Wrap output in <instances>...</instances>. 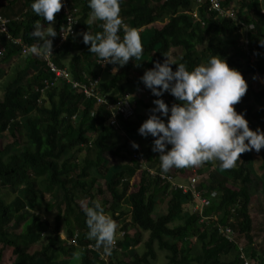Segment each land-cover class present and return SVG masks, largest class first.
<instances>
[{"label":"trees","instance_id":"obj_1","mask_svg":"<svg viewBox=\"0 0 264 264\" xmlns=\"http://www.w3.org/2000/svg\"><path fill=\"white\" fill-rule=\"evenodd\" d=\"M196 2L120 0V18L138 31L143 53L124 66L107 64L102 69L97 63L100 59L89 52L90 44H84L80 35L86 31L93 35L102 32L101 21L89 22L91 10L87 0H70L72 7L78 9L75 36L55 51L52 60L57 67L68 68L72 80L80 83H84V76L97 78L99 73L107 74L116 68L111 79L100 87L101 96L109 104L125 96V85L133 82L131 74L135 67L144 71L151 69L154 62L166 59L164 55L169 58L172 51L176 54L172 61L183 63L188 70L207 63L209 57L216 54L226 59L230 68L238 70L246 83L253 82L256 75L264 80V45L261 44L264 42V0L222 1L224 8L238 6V20L250 28L247 47L255 59L252 63L244 51L236 23L215 19L206 13L205 4L198 7ZM31 3L32 0H6V4H0V16L9 20L7 35L10 38L0 34V50L4 49L0 66L1 61L24 56L23 66L17 67L0 99V261L2 250L11 248L12 264H69L78 250L81 251L79 264H104L96 251L87 248L89 245L96 248V244L95 240L86 238L88 229L83 212L84 206H90L100 196L105 213L120 223L124 233L116 244L117 249L126 252L130 243H139L141 233L148 234L142 255L132 252L131 262L116 264H152L156 259L155 247L165 253L168 264H238L237 245L226 241L217 232L218 226L230 228L238 237H243L249 247L246 256L257 264H264V252L258 254L253 246L249 213L251 191L256 187L252 176L254 160L259 161L256 168L261 172V185L264 184V148L259 152L241 153L230 169L221 168L219 161L201 164L204 169L208 168L209 174L207 180L202 176L198 179L196 189L214 192L217 198L203 210L204 217L215 218V221L209 220V227L199 224L198 217L191 215L195 204L191 195L171 189L159 177V174L173 175L172 171L182 173L185 168H171L162 173L159 153L152 151L154 138L149 135L144 142L137 131L148 117L138 115L135 122L121 119V127L114 130L109 126L111 114L106 105L98 106L94 99H85L65 82H56L39 91L43 81L53 77L37 56L21 55V46L31 47L37 43L30 35L33 24L39 22L47 26L43 18L32 11ZM193 11L197 12L199 21L189 15ZM54 20L57 33L64 21L62 10L54 14ZM118 35L122 38L123 32ZM10 40H20L22 44L14 45ZM56 40L57 35L52 38V46ZM170 67L173 71L176 69L175 64ZM2 74L0 67V78ZM255 84L256 88L253 84L247 85L245 95L234 108L244 114L251 130L259 128L264 132V86ZM140 99L138 105L150 111ZM163 100L169 107L178 103L172 95ZM22 130L23 143L20 142ZM119 131L125 136L122 145L114 139ZM7 135L10 142L4 145L2 140ZM130 140L141 143L143 140L141 154L136 149L128 150ZM84 149L87 152L82 155ZM127 164L136 170L129 172V168L124 167ZM142 165L154 170L155 175L142 169ZM134 178L137 182L133 185ZM228 182L237 189L228 187ZM42 185L53 189V196L41 191ZM2 190L13 194L14 198L6 202L2 199ZM46 196H51L50 202L45 200ZM79 200L85 201V205L81 206ZM42 201H45L44 209L53 213L54 218L52 234H48L44 244L38 245L42 235L51 231L42 216L31 215L40 211L38 204ZM161 203L163 213L156 214ZM128 215L127 224L123 220ZM61 225L66 229L65 240L59 238ZM127 227L136 230L131 238L125 233ZM74 235L77 240L71 245ZM189 238H195L194 247L185 246ZM231 253L235 254L233 260L224 263L222 258Z\"/></svg>","mask_w":264,"mask_h":264},{"label":"clouds","instance_id":"obj_2","mask_svg":"<svg viewBox=\"0 0 264 264\" xmlns=\"http://www.w3.org/2000/svg\"><path fill=\"white\" fill-rule=\"evenodd\" d=\"M67 3L72 7L70 0ZM30 6L48 26L39 22L33 24L30 35L37 43L26 52L47 56L52 49L51 38L58 33L47 22L53 21L54 14L62 10V0H32ZM87 6L91 10L90 18L103 22L102 32L94 35L88 31L80 33L83 43L90 44L89 52L96 54L102 64L106 65L124 66L130 59H139L143 53L140 36L135 28L123 24L119 15L120 0H87ZM121 31L122 38L118 35ZM261 44L264 45V42ZM164 56L166 59L163 62H154L153 67L145 70L139 78L157 99L152 101L154 107L137 130L143 137L150 135L154 138L152 151L159 153L162 173H167L171 168L200 166L210 161H219L221 168L230 169L235 166L241 153L250 150L259 152L264 148V132L259 128L251 130L244 114L234 108L248 87L238 70L230 68L226 59L216 54L209 57L207 63L192 70ZM172 64L176 65L174 71L170 67ZM116 70L113 68L109 73ZM97 78L101 87L104 81L99 76ZM136 90L132 93L127 90V93L135 94ZM164 92L172 95L178 103L169 107L159 98ZM144 96H138L132 101L137 106L138 100ZM162 117H166V121ZM168 145L171 147L166 148ZM131 146L134 149L139 147L135 142ZM145 169L148 173H154L152 169ZM83 212L88 229L86 238L95 240L96 247H102L104 254L110 255L118 242L116 237L122 239L124 233L122 237L120 233L117 235V223L105 213L99 201L94 200L90 206H84ZM248 261L251 264L249 258Z\"/></svg>","mask_w":264,"mask_h":264},{"label":"rangeland","instance_id":"obj_3","mask_svg":"<svg viewBox=\"0 0 264 264\" xmlns=\"http://www.w3.org/2000/svg\"><path fill=\"white\" fill-rule=\"evenodd\" d=\"M0 4H6V0H0ZM236 9H240L238 6H236ZM264 10V9H263ZM94 21V19H91V21ZM52 27L56 28V22L55 20L49 22ZM163 24V22H161ZM158 26L160 24H157ZM48 26V25H47ZM45 26V27H47ZM151 29V27H147V30L149 31ZM52 39V38H51ZM176 57V54L174 53V51H172V54H170V57L169 59L172 61L174 58ZM24 59V56H18V57H13L12 59L8 60V61H5V62H2L1 61V69H2V76L0 78V99L3 95V92H4V88H5V85L7 84V82L11 79L12 75L14 74V72L17 71V67L18 66H23V60ZM2 60V59H0ZM69 61V59L65 60V62L67 63ZM68 69V68H67ZM115 72L112 71V73H107L109 74L110 76H108L106 73H99V77L101 76V79H102V82L103 81H106V80H110L111 77L113 76V74H115ZM144 73V70L138 68V67H135V69L133 70L132 74H131V78L133 80V82L131 81L130 84H127L125 85L126 86V89L128 90V92H134L137 88H141L144 90L145 92V98H141L142 101H146V106H148L150 109L154 107L152 101L154 99H157V97L153 96L151 93H149L150 91L147 90L143 83L141 82V80L139 79ZM255 83H258V86L259 87H263L264 86V80L262 78H256L254 79L253 82H249L247 83V85L249 84H253L255 85V88H256V84ZM149 91V92H148ZM171 95L167 92H164L163 95L159 98H165V99H169ZM256 109H258V106L256 107ZM150 114V111L148 109H145V108H142L140 106H138V103H137V106H136V114L134 116V118L131 120V122H135L137 121L136 120V116H144V117H147V114ZM158 115V113H157ZM23 136H21V143L25 142V138H24V131L22 130L21 131ZM143 137V136H141ZM115 141L117 142L118 145H122L125 143V136H124V133L119 131V132H116L115 134V137H114ZM144 142H145V137L143 138ZM143 140H142V143L141 142H138V141H134V140H130L128 141V150L130 152H132V150L134 148H132L131 146V143L132 142H135L139 147L136 148V150H139V153L141 154V150L144 149L142 146H144V143H143ZM8 142H10V138L8 137V135L2 140V144H7ZM170 145H168L167 147H169ZM87 152V149H84L83 152L81 153L82 155L85 154ZM123 154V153H122ZM82 155H78V158H81ZM123 156V155H121ZM110 160H111V157L109 156ZM118 162H120V159L118 160ZM257 164H259V161L257 160H254V168H253V172H252V176L255 177V181L254 183L256 184V187L253 186L252 188V191H251V197H250V205H249V213H250V218H251V221H252V236H253V244H256V249L258 252L260 251H263L264 250V184L261 185V181L263 182V179L259 178L260 175H261V172L258 171V169L256 168ZM124 167H128L129 169V172H133L135 171L136 169L134 167H132L131 164H127L125 165ZM187 170V175L186 176H189L191 175L192 172H195L196 175L198 176H202L204 177V180H207V176L209 174V170L208 168L207 169H204L203 165H200V166H193V167H188V168H185L184 171L182 173L180 172H175V171H172V176L173 178L174 177H177L178 175L180 174H183L185 171ZM131 184H136L137 182V178H134V180L132 179L131 180ZM227 186L230 187L231 189H237L236 186H234L233 184H231L230 182L227 183ZM41 191H45L46 193L47 192H50L49 194L51 196H53V189H46L43 185L41 186ZM51 196H46V199L45 200H49L51 198ZM14 198V195L9 193L8 191H4L2 190V199L5 200L6 202L10 201L11 199ZM52 199V198H51ZM103 199H106V198H103ZM99 202L102 201V198L99 196L98 199H97ZM51 200H49L48 202H50ZM45 202V201H44ZM43 201L41 203H39V209L40 211L39 212H36L37 214H33L32 212V217L33 216H42L43 219H45L51 226V231H49L48 233L42 235V238H41V241L38 245L40 244H44L46 242V238L48 237V234H52V229H53V218H54V214L53 213H48L45 209H44V206H45V203ZM78 203L81 205V206H84L85 205V201H81L79 200ZM163 204H165L164 202H162ZM160 204V206L157 208L156 210V214H160V213H163V210H164V206L163 204ZM191 215L194 217L195 214L193 212V210H191ZM195 218V217H194ZM130 220V215H128L123 221H125L126 223L129 222ZM120 223H117V225H119ZM128 224V223H127ZM204 226L206 227H209V223L207 224H203ZM17 231V230H16ZM54 233V232H53ZM118 233H122L121 231V225H119L117 227V235ZM126 235L128 234L129 237L131 238L135 233H136V230L132 227H127L126 229ZM59 234V238L60 240H65V237H66V229L63 228V226L61 225V230L60 232L58 233ZM263 235V236H262ZM141 238H140V241L137 245H133L132 243L129 244L130 247H128V251L124 252L123 250H119V249H112L111 251V254L110 255H106L104 254L103 252V248L102 247H96L95 248V251L98 253V255L100 256V259L101 261L104 263V264H116L117 262H131L132 261V252H136L138 254V256L142 255L144 252H145V247H144V243L146 242L147 238H148V234L147 233H141ZM262 236L263 240H258V238ZM116 241H121L120 237H116ZM133 239L130 240V242H132ZM261 241V242H259ZM195 238H189L187 240H185V246L186 245H190L191 247H194V244H195ZM246 240L243 238V237H238V235L236 234V245L239 249H242L243 250V253L245 252L246 255H248V251H249V247H247V244H246ZM255 247V246H254ZM1 249V247H0ZM155 253H156V259L154 260V262H152V264H168L166 259H165V253L162 252V251H158L157 248L155 247ZM194 251H196L197 253L199 252V250L196 248H194ZM264 252V251H263ZM80 253L81 251H77V253L75 254V257L70 260V263L69 264H79V261H80ZM240 254L242 255V253H238L237 252V256H238V264H241V260H240ZM1 261H0V264H12L13 262V259H14V256L12 254V250L11 248H5L2 250V254H1ZM235 257V254H228V256L226 257H223L222 258V261L224 263L226 262H229V261H232L233 258ZM248 257V256H247ZM254 262L251 261V264H253Z\"/></svg>","mask_w":264,"mask_h":264},{"label":"built area","instance_id":"obj_4","mask_svg":"<svg viewBox=\"0 0 264 264\" xmlns=\"http://www.w3.org/2000/svg\"><path fill=\"white\" fill-rule=\"evenodd\" d=\"M222 1L223 0H197L196 5L199 7L203 4L206 5V13L211 14L214 16L215 19L217 20H231L234 21L237 25V31L238 34L241 36L244 42V51L247 56H249L250 62H254L255 59L254 57H251L248 51V40H247V33L249 32V27L242 23L241 21L238 20L237 18V9L233 7H227L224 8L222 6ZM62 12L64 15V23L62 28L58 31L57 33V40L55 44L52 46L51 53L48 54L47 56H37L38 59L44 63L47 72L53 77L51 80H44L43 81V88L40 89V92H43L44 90L48 89L49 86H54L56 82L62 81L65 82L66 84L70 85L72 90L81 93L85 99H94L96 102V105H106V109L108 112L111 114V119L109 121V126L113 128L114 130L119 129V119L122 118L124 120L131 119L135 115V110H136V103L132 101V99L138 98V96H144L145 92L143 89L138 88L136 90L135 94L131 93H126L123 98L118 100L117 102L113 104L107 103L104 97L101 96L100 92V81L98 78H93L90 76H84V83H80L79 81L72 80L69 72L67 71L66 68H59L57 65L53 62L52 58L57 49L66 42L68 38H72L75 36V26L77 24V9L72 8L68 5L67 0H62ZM262 13L264 14V10H262ZM191 17L199 21L198 15L196 11H193L189 13ZM9 20L5 19L4 17L0 16V34H5L8 39L9 36L7 35V25H8ZM101 21V25H102ZM123 24L127 27H129L125 22ZM203 25V24H202ZM102 29V27H101ZM14 45H19L21 46L22 42L20 40H10ZM28 46H21V55H27L28 53L26 50L28 49ZM4 54V49L2 48L0 50V56ZM34 55V54H33ZM36 56V55H35ZM97 63L100 65L102 69L105 68L106 63L102 64V61L99 60ZM259 78L258 75H256V80ZM50 81V82H49ZM38 91V89H36ZM135 158V156H134ZM142 169L145 168L144 166L141 167ZM152 176L155 175L153 172H149ZM194 175L189 177L187 183H176L174 181V178L172 176H167L164 174H159V177L161 180H165L166 183L170 185V188L173 190H179L183 195L184 194H190L193 201H194V206H193V212L194 214L198 217V222L199 224H207L209 220L215 221V218H210V217H204L203 216V210L207 207H209L212 203L213 200L217 198V194L214 192L207 193V192H200L196 189L197 181L199 177L195 175V172L193 173ZM207 195V196H205ZM210 224V222H209ZM217 232L221 235L224 236L225 240L228 241L229 243L235 244L236 245V234H234L230 228H225L218 226L217 227ZM120 236H123V233L120 234ZM77 240V235L73 236V239L71 241V245H75V241ZM88 249L95 250L93 245H89L87 247ZM238 248V247H237ZM113 249L116 248V243L113 247ZM238 251L242 253L240 254V260L241 264H250L248 261V258L245 254L243 253L242 249L238 248ZM101 260V259H100Z\"/></svg>","mask_w":264,"mask_h":264},{"label":"crops","instance_id":"obj_5","mask_svg":"<svg viewBox=\"0 0 264 264\" xmlns=\"http://www.w3.org/2000/svg\"><path fill=\"white\" fill-rule=\"evenodd\" d=\"M99 78H101V76L99 77ZM146 97V96H145ZM146 99V98H145ZM164 99V98H163ZM144 102V101H143ZM144 104H146V101L144 102ZM138 106H140V107H142L143 108V106L142 105H138ZM148 115H149V112H148V114H147V117H148ZM188 168V167H187ZM187 170L183 173V174H180V175H178L177 177H174V179H175V181L176 182H179V183H187V181H188V179H189V177H191V175H189V176H186L187 175ZM194 172H192L191 174H193ZM193 176V175H192ZM199 178L201 177V176H198ZM264 232V231H263ZM263 236V235H262ZM262 236H260L259 238H258V240H263V238H262ZM261 241H259V242H261ZM253 246H255L254 247V249L255 250H257L256 249V244H254ZM264 251V250H263ZM258 254H260V255H262V253H261V251L260 252H258ZM252 262H254L253 264H257V263H255V261H253V260H251Z\"/></svg>","mask_w":264,"mask_h":264}]
</instances>
